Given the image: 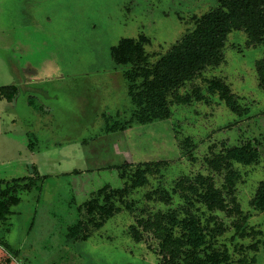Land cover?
<instances>
[{"label":"rangeland","instance_id":"rangeland-1","mask_svg":"<svg viewBox=\"0 0 264 264\" xmlns=\"http://www.w3.org/2000/svg\"><path fill=\"white\" fill-rule=\"evenodd\" d=\"M217 2L0 0V90L20 87L12 101L0 93V179L25 177L16 191L19 202L0 219V264H162L152 234L136 241L129 227L137 216L181 199L165 204L147 199V192L171 190L180 176L197 173L212 175L222 187L223 172L212 170L206 159L247 141L258 148L259 159L234 163L241 174L235 194L249 215L247 225L262 233L237 237V216L216 211L226 227L217 245L228 248L231 264H239L243 254L264 264L261 244L258 251L248 247L264 239V213L251 203L264 180V89L256 69L264 45H249L245 33L232 31L224 62L180 89L185 93L198 85L206 100L173 104L165 119L107 129L125 123L133 109L125 67L115 63L112 47L124 37L145 34L153 61L192 27L193 15ZM212 76L224 78L247 111L239 114L217 94L208 96L205 79ZM188 140L191 148L184 144ZM152 161L167 163L124 197L133 211L122 209L102 227L79 228L78 237L72 236L70 228L86 219L85 201L105 185L131 183L121 172L131 174L138 164ZM235 244L242 249L235 250Z\"/></svg>","mask_w":264,"mask_h":264},{"label":"trees","instance_id":"trees-1","mask_svg":"<svg viewBox=\"0 0 264 264\" xmlns=\"http://www.w3.org/2000/svg\"><path fill=\"white\" fill-rule=\"evenodd\" d=\"M192 27L187 29L165 53L151 60L152 55L145 49L150 39L145 34L137 38L124 37L112 47L116 64L124 66L123 76L128 82V92L133 109L125 123L108 125V130L125 129L131 123H148L171 116L173 104H191L196 100H206L207 94L198 85L188 92L180 89L187 82L201 76L208 67L219 66L224 62V47L232 31H242L247 36V44L264 45V0H218L217 4L201 15L192 16ZM256 69L260 86L264 89V58L257 60ZM205 91L217 94L221 100L239 114L247 111L240 105L231 86L222 77L205 79ZM19 92L16 84L0 90L1 96L13 100ZM32 102V101H30ZM191 148L194 144L185 141ZM259 159V150L252 142L227 146L219 153H212L206 159L209 167L223 172L224 183L218 187L210 174L197 173L194 176L182 175L171 190L157 188L147 192V199L157 197L165 204H172L178 196L181 202L167 209H159L147 216H137L129 227V233L136 241L143 240L145 233H151L157 240L158 254L162 264H231L228 248L217 245V236L226 231L225 224L215 214L221 211L229 216H237L233 221L237 237L256 238L262 232L247 225L249 215L244 214L236 197V186L241 174L235 162L250 164ZM166 161H152L138 164L133 173L121 172L131 183L122 187L105 185L95 196L84 202L85 220H79L70 228L73 237H78L79 228L98 229L115 213L122 209L133 211V204L124 197L132 188L147 182V175L160 172ZM128 163L127 165H129ZM25 177L0 179V219L4 218L13 204L19 202L17 188ZM121 202L123 205H118ZM252 206L264 213V180L260 181ZM200 212L202 215H200ZM260 233V234H259ZM91 233H84L86 239ZM264 251V239H256L250 247ZM241 247V246H240ZM237 247L235 250L242 248ZM242 252V251H241ZM257 258L243 254L239 264H254Z\"/></svg>","mask_w":264,"mask_h":264},{"label":"flooded vegetation","instance_id":"flooded-vegetation-1","mask_svg":"<svg viewBox=\"0 0 264 264\" xmlns=\"http://www.w3.org/2000/svg\"><path fill=\"white\" fill-rule=\"evenodd\" d=\"M17 85V84H16ZM18 87H19V85H17ZM19 90H20V87H19ZM14 100V99H13ZM9 101H12V100H9ZM30 101H32V100H30ZM33 103V101L32 102H30V104H32Z\"/></svg>","mask_w":264,"mask_h":264}]
</instances>
